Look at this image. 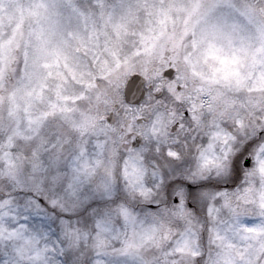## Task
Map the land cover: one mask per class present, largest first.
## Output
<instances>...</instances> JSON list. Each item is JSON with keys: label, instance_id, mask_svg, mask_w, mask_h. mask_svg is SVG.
I'll list each match as a JSON object with an SVG mask.
<instances>
[{"label": "clouds", "instance_id": "1", "mask_svg": "<svg viewBox=\"0 0 264 264\" xmlns=\"http://www.w3.org/2000/svg\"><path fill=\"white\" fill-rule=\"evenodd\" d=\"M0 264H264V0H0Z\"/></svg>", "mask_w": 264, "mask_h": 264}]
</instances>
